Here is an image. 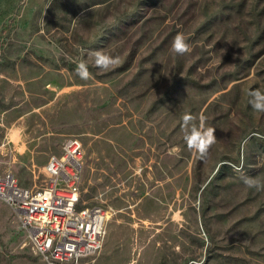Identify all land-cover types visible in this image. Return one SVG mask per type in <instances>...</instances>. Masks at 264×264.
I'll use <instances>...</instances> for the list:
<instances>
[{
	"label": "rangeland",
	"instance_id": "374dc122",
	"mask_svg": "<svg viewBox=\"0 0 264 264\" xmlns=\"http://www.w3.org/2000/svg\"><path fill=\"white\" fill-rule=\"evenodd\" d=\"M256 89L264 0H0V174L41 187L66 139L83 142L82 203L110 210L83 264H264V190L244 184L264 183ZM185 114L215 129L204 157ZM0 264H46L1 200Z\"/></svg>",
	"mask_w": 264,
	"mask_h": 264
},
{
	"label": "built area",
	"instance_id": "2783aa9c",
	"mask_svg": "<svg viewBox=\"0 0 264 264\" xmlns=\"http://www.w3.org/2000/svg\"><path fill=\"white\" fill-rule=\"evenodd\" d=\"M83 142L71 137L44 166L46 184L28 187L0 174V200L16 213L33 251L46 264H83L100 250L110 210L82 203Z\"/></svg>",
	"mask_w": 264,
	"mask_h": 264
},
{
	"label": "clouds",
	"instance_id": "9594fccd",
	"mask_svg": "<svg viewBox=\"0 0 264 264\" xmlns=\"http://www.w3.org/2000/svg\"><path fill=\"white\" fill-rule=\"evenodd\" d=\"M171 50L180 55L190 51L189 45L186 43L185 37L182 33H178L174 37L171 44ZM91 55L94 56L95 66L102 70H109L120 64V58L118 56L113 57L103 53L102 51H96ZM77 74L81 77V79L85 80L90 77V72L86 62L81 61L78 64ZM248 95L250 97L248 103L252 106V108L257 112L264 113V92L256 89L250 91ZM194 119L195 118L190 114H185L183 116V128L185 130L184 139L190 150H195L201 155V157H204L207 155L210 147L216 142V136L214 134L215 129L205 127L204 117L200 118L199 125L192 123ZM244 184L248 188H255L257 191L264 190V183H261L255 178L245 177Z\"/></svg>",
	"mask_w": 264,
	"mask_h": 264
}]
</instances>
